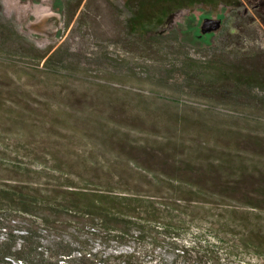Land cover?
Here are the masks:
<instances>
[{"label": "trees", "instance_id": "obj_1", "mask_svg": "<svg viewBox=\"0 0 264 264\" xmlns=\"http://www.w3.org/2000/svg\"><path fill=\"white\" fill-rule=\"evenodd\" d=\"M120 1L126 32L157 42L177 12L222 0ZM153 49L161 56L152 58L154 72L147 68L149 82L168 81L175 70L188 85L194 78L196 89L202 81L205 92L230 109L264 114V66L256 58L197 60ZM45 67L54 85L81 92L84 84L68 85L79 67L49 60ZM104 93L107 99L86 91L90 104L59 119L78 133L74 142L73 133L55 146L42 132L0 129V264H142L145 256L167 264H264V125L244 118L209 128L203 121L223 146L163 143L155 135L134 146H100L80 130L113 142L117 131L146 132L151 113L162 114L163 123L170 115L182 127L189 120L183 114L176 118L171 109L178 105L170 101L150 106V100L127 102ZM0 107L27 126L30 120L50 121L43 118L49 108L39 114L18 105L16 112L4 103ZM160 122L155 118L152 127L159 129Z\"/></svg>", "mask_w": 264, "mask_h": 264}, {"label": "rangeland", "instance_id": "obj_2", "mask_svg": "<svg viewBox=\"0 0 264 264\" xmlns=\"http://www.w3.org/2000/svg\"><path fill=\"white\" fill-rule=\"evenodd\" d=\"M125 15L120 0H0V106L4 103L6 109L15 112L18 107H25V111L39 114L43 109L50 110L43 116L50 121L45 120L39 125L38 119L30 120L27 126L19 119L15 120L14 114L6 116L8 113L0 107V129L7 134L16 130L42 132L40 137L48 135L47 144L55 146L68 142L67 136L73 133L74 142L78 133L66 130L59 119L75 113L74 108L90 104L91 95L84 98L86 91L106 99L108 95L104 92L109 91L110 95L124 96L127 102L150 100V106L160 100L170 101L178 105L177 113V109H171L176 118L182 114L189 117L182 127L170 115L165 116L163 123L160 122L162 114L151 113L147 117H154L148 119V127H143L146 132L117 131L113 142L95 134L96 131L88 134L84 129L80 130L85 139H95L100 146H134L135 141L150 135L163 143L167 139H179L188 144L212 141L214 146H223L222 139L219 136L218 140L214 139L210 129L202 125L203 121H208L209 128L211 124H231L233 120L238 122L244 118L264 125V114L228 108L217 100V95L205 92L204 85H200L202 81L198 83L202 87L196 89L194 78L192 85H188L174 70L168 81L155 79L149 82L151 76L147 69L153 70L152 58L157 61L161 56L155 57L158 52H154L153 47L162 54L166 49H172L180 57L188 55L197 60L223 58L224 55L238 59L247 56L248 61L256 58L264 66V0H234L232 3L222 0L215 7L198 4L183 9L156 35V38L161 37L157 42L150 39L145 42L143 38L128 34L124 28ZM205 18L218 19L219 27L202 32ZM48 60L49 65L65 63L73 70L79 67L68 85L84 84L78 88L81 92L70 89L66 93L68 88L54 85V80L46 74L50 69L45 67ZM161 73L164 79L165 73ZM58 102L67 103L68 109ZM104 103L110 107L107 101ZM116 117L117 123L121 124V116ZM155 118L160 122L159 129L152 127ZM122 136L131 143L122 141ZM143 258L142 264H167L159 256Z\"/></svg>", "mask_w": 264, "mask_h": 264}, {"label": "water", "instance_id": "obj_3", "mask_svg": "<svg viewBox=\"0 0 264 264\" xmlns=\"http://www.w3.org/2000/svg\"><path fill=\"white\" fill-rule=\"evenodd\" d=\"M220 25L218 19L205 18L201 27L202 32H208L210 30L217 29Z\"/></svg>", "mask_w": 264, "mask_h": 264}]
</instances>
